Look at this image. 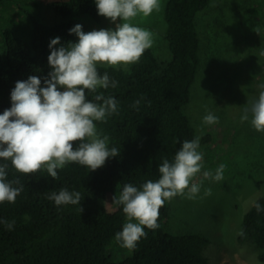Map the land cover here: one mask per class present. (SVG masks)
<instances>
[{"label": "trees", "instance_id": "1", "mask_svg": "<svg viewBox=\"0 0 264 264\" xmlns=\"http://www.w3.org/2000/svg\"><path fill=\"white\" fill-rule=\"evenodd\" d=\"M210 2L167 0L166 38L171 58L161 59L151 48L129 70L98 68L101 75L107 72L118 84L99 90L118 101V114L109 117L106 123H95L109 137V148L116 147L119 156L109 158L95 171L72 163L58 170V179L44 170L24 175L7 162L8 179H18L20 183L14 186L22 185L23 191L14 204H0V219L15 221L11 231L0 224V264H209L203 254L210 242L206 236L172 233L164 228L171 212L168 202L160 209L159 228H145L147 235L136 249L124 259H115L110 247L120 246L115 234L122 231L126 217L122 205L109 210L107 198L115 191L121 193L125 184L140 188L149 179L157 180L163 159L173 161L182 143L198 136L187 106L202 62L203 43L197 19ZM52 5L66 20L49 25L33 18L32 44L11 28L4 30L6 51L0 53V114L11 108V92L17 81L27 80L31 75L43 80L51 71L48 62L51 39L60 37L61 45L74 42L78 37L70 29L82 25L77 17L85 13L101 20L95 0H57ZM86 95L94 101L92 93ZM137 100H141L138 110L133 107ZM61 189L80 192L81 204L57 206L48 199L52 192ZM255 203L264 209V194ZM255 203L244 215V235H239L238 240L253 241L259 248L258 258L264 263V211L258 213Z\"/></svg>", "mask_w": 264, "mask_h": 264}, {"label": "clouds", "instance_id": "2", "mask_svg": "<svg viewBox=\"0 0 264 264\" xmlns=\"http://www.w3.org/2000/svg\"><path fill=\"white\" fill-rule=\"evenodd\" d=\"M98 13L116 24L115 30L100 29L85 33L82 25L70 29L78 42L61 45V38L51 39L48 57L51 71L43 80L31 75L27 80L17 81L11 92L12 105L0 114V204H14L23 191L19 180H9L8 161L18 173L36 175L44 170L58 179V170L72 163L100 169L109 158L120 155L116 147L109 148V137L97 128V123H106L118 114V101L105 96L100 89L118 86L107 72L99 67H128L140 62L146 50L155 43L154 34L134 25L131 21L142 14L149 17L162 10L161 0H95ZM117 20L122 23H116ZM61 45L60 47H56ZM264 55V52L261 53ZM264 87V86H262ZM86 92L94 95V101ZM141 100L133 107L137 108ZM150 103V102H149ZM258 132L264 133V90L258 100L244 109L242 121L249 120ZM219 123V117L209 112L203 117L204 125ZM200 136L185 140L175 154L174 160L166 157L159 165V178L149 179L140 188L125 184L122 192L113 197V202L122 205L126 220L122 231L115 234L121 247L133 251L139 241L146 237L145 228H159L160 209L177 196L195 200L201 185L195 178L204 168L203 153L199 151ZM205 179L220 182L224 179V165L215 174L204 171ZM205 196L211 195L206 189ZM49 200L57 206L81 204V193L61 189L52 192ZM257 212L264 211L255 203ZM81 212L83 211L81 207ZM8 230H13L15 221L0 219ZM239 235H244L243 231Z\"/></svg>", "mask_w": 264, "mask_h": 264}, {"label": "rangeland", "instance_id": "3", "mask_svg": "<svg viewBox=\"0 0 264 264\" xmlns=\"http://www.w3.org/2000/svg\"><path fill=\"white\" fill-rule=\"evenodd\" d=\"M55 1L0 0V53L6 51V28L32 44L33 18L49 25L64 22L66 17L52 5ZM166 2L161 0L159 13L149 17L140 14L131 21L154 34L152 49L161 59L172 57L166 38ZM77 18L85 33L116 28L104 16L100 21L89 13ZM197 22L203 43L202 62L187 112L201 137L199 151L204 168L194 181L201 185V191L195 200L177 196L168 202L171 212L163 226L172 233L206 236L210 242L203 254L209 264H264L253 241L238 240L245 213L264 194V133L251 125L250 111L249 120H241L244 109L250 108L264 90V0H211ZM209 112L219 117L218 124H203ZM221 164L222 181L204 178V171L214 175ZM206 189H211L210 196L204 195ZM119 194L115 191L108 195L109 210L119 206L113 202ZM110 248L118 260L131 253L117 245Z\"/></svg>", "mask_w": 264, "mask_h": 264}]
</instances>
